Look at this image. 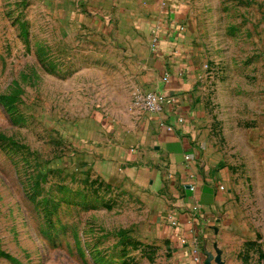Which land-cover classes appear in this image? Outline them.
Here are the masks:
<instances>
[{
    "label": "rangeland",
    "instance_id": "rangeland-1",
    "mask_svg": "<svg viewBox=\"0 0 264 264\" xmlns=\"http://www.w3.org/2000/svg\"><path fill=\"white\" fill-rule=\"evenodd\" d=\"M170 1L0 0V264H174L154 196L90 139L114 94L144 91L136 25L173 3L206 60L195 126L229 189L220 259L264 264V0Z\"/></svg>",
    "mask_w": 264,
    "mask_h": 264
},
{
    "label": "crops",
    "instance_id": "crops-1",
    "mask_svg": "<svg viewBox=\"0 0 264 264\" xmlns=\"http://www.w3.org/2000/svg\"><path fill=\"white\" fill-rule=\"evenodd\" d=\"M170 6L168 22H162L166 11L162 8L143 15L136 25L141 36L137 46L130 48L138 87L160 95L163 110L158 114L139 111L132 106L128 90L114 94L108 114L96 123L98 136L90 139L106 145V150L98 152L108 155L110 173L123 172L154 196L159 229L174 246V264H194L195 248L204 261L216 264L230 224L226 219L229 189L226 193L223 173L215 168L195 126L198 85L206 60L187 27L185 11L176 3ZM175 20L186 24L182 34ZM153 27L159 28L157 52L149 45ZM185 155L190 156L188 161Z\"/></svg>",
    "mask_w": 264,
    "mask_h": 264
},
{
    "label": "built area",
    "instance_id": "built-area-1",
    "mask_svg": "<svg viewBox=\"0 0 264 264\" xmlns=\"http://www.w3.org/2000/svg\"><path fill=\"white\" fill-rule=\"evenodd\" d=\"M169 2H171L169 0ZM171 7V6H170ZM170 7H163L164 16L162 18V22H168L170 21L169 13ZM168 10V11H167ZM172 21V20H171ZM175 23L176 20H175ZM176 29L178 33L182 34L186 30V24L184 22H178L176 25ZM150 48L157 52L158 45H159V28L153 27L150 29V40H149ZM168 74L166 73L163 76L164 80H167ZM132 106L139 111L143 112H149L153 114H158L163 110V102L160 95H158L155 91H139L135 94ZM171 127H167V129H170ZM185 160L188 161L190 159L189 155H185ZM220 188H223L222 186ZM201 252L198 250V248L193 249L192 251V260L194 264H205L204 259L200 257Z\"/></svg>",
    "mask_w": 264,
    "mask_h": 264
},
{
    "label": "water",
    "instance_id": "water-1",
    "mask_svg": "<svg viewBox=\"0 0 264 264\" xmlns=\"http://www.w3.org/2000/svg\"><path fill=\"white\" fill-rule=\"evenodd\" d=\"M215 263H216V264H224V262L220 259V256H217V257L215 258ZM205 264H210V260L207 259V260L205 261Z\"/></svg>",
    "mask_w": 264,
    "mask_h": 264
}]
</instances>
